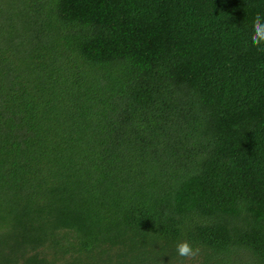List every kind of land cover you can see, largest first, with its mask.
Segmentation results:
<instances>
[{
    "label": "trees",
    "instance_id": "trees-1",
    "mask_svg": "<svg viewBox=\"0 0 264 264\" xmlns=\"http://www.w3.org/2000/svg\"><path fill=\"white\" fill-rule=\"evenodd\" d=\"M257 14L0 0V264H264Z\"/></svg>",
    "mask_w": 264,
    "mask_h": 264
},
{
    "label": "clouds",
    "instance_id": "clouds-1",
    "mask_svg": "<svg viewBox=\"0 0 264 264\" xmlns=\"http://www.w3.org/2000/svg\"><path fill=\"white\" fill-rule=\"evenodd\" d=\"M253 35L251 36L252 45L264 51V17L257 14L253 25ZM177 255L187 261L195 259L199 253V248H194L188 241L177 244Z\"/></svg>",
    "mask_w": 264,
    "mask_h": 264
}]
</instances>
